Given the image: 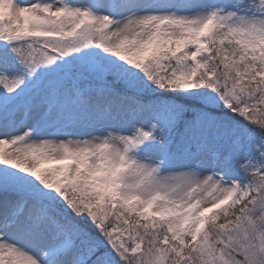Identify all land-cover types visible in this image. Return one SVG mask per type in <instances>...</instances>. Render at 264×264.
<instances>
[{"label": "snow or ice", "instance_id": "1", "mask_svg": "<svg viewBox=\"0 0 264 264\" xmlns=\"http://www.w3.org/2000/svg\"><path fill=\"white\" fill-rule=\"evenodd\" d=\"M0 264H264V0H0Z\"/></svg>", "mask_w": 264, "mask_h": 264}]
</instances>
